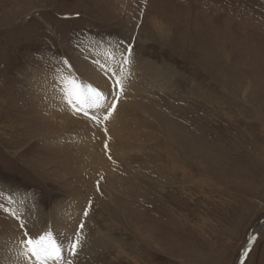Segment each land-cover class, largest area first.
Instances as JSON below:
<instances>
[{"label": "rangeland", "instance_id": "1", "mask_svg": "<svg viewBox=\"0 0 264 264\" xmlns=\"http://www.w3.org/2000/svg\"><path fill=\"white\" fill-rule=\"evenodd\" d=\"M128 45L158 80L116 100L106 73ZM64 60L86 83L101 64L109 84L94 88L131 100L124 157L105 149L104 111L100 125L63 113L88 132L56 134L38 116L45 99L25 70L54 73ZM0 98V204L14 211L6 199L17 192L36 206L17 213L26 229L0 210L4 264L6 243L25 230L60 240L49 223L66 203L76 211L67 234L85 225L72 264H264V0H0ZM82 134L99 144L103 169L73 163L71 175L61 149Z\"/></svg>", "mask_w": 264, "mask_h": 264}, {"label": "bare ground", "instance_id": "2", "mask_svg": "<svg viewBox=\"0 0 264 264\" xmlns=\"http://www.w3.org/2000/svg\"><path fill=\"white\" fill-rule=\"evenodd\" d=\"M131 56H132L131 57L132 64H130V66H131L132 69L131 68L129 69L128 65L126 66L127 73H130V75L128 76V79L125 81L124 91L122 93H119L120 95H122L123 93H126V94H130V93H133V92H134V94L135 93H140L141 91L147 90L150 86H153L158 80V78H156V80H155V77H154L155 74L158 75V73L155 72L154 74H151V69H152V71H155V70H153V67L151 66V64H149V63L146 64V63L141 62V61H136L133 58V55H131ZM108 63L113 65V64L116 63V61L115 62L112 61V62H108ZM132 65H134V66H132ZM167 66H168V64H167ZM170 67H171V65H170ZM169 70H171V69H169ZM65 72H67V71L65 70ZM97 72H99V73H97V74L95 73L94 74V75H96L95 77L93 76L91 78L90 77L86 78L87 82H88L87 84L91 83L92 86L94 85L96 87H98L97 84H103V85H104V83H108L109 84V82L104 80L105 78L102 76V72L103 71L101 70V64H100ZM100 73H101V75H100ZM24 74H25L24 78L26 79L28 85H30V87H31L30 89L36 91L37 95H42V98L45 99V100H41L38 97L36 98L38 100L39 104H40V105H37L38 106L37 107L38 108V116L39 117H47L50 121H53V125H52L53 127L52 128L55 130L56 134H58L60 132L61 133L64 132L63 131L64 129H66V130L69 129L70 130L72 128H79V129H82L83 132H84V130H86L88 132V130L90 128L83 121H81L79 118L76 119V118H71V117L63 115V113L73 115L71 113V111H68V110H63L62 111V110H60V101L57 98V93L53 90V79H54L53 71L50 72V73L49 72L45 73V72H42V71H39V70H36V71L25 70ZM106 74L109 77L108 80L111 82L110 83V87L115 92V94H117L118 89H116V87L114 85V79H115L116 75L123 74L121 72V67L119 69H117V73L116 74L114 72H109V73H106ZM148 76H150V77H148ZM106 87H108V86H106ZM110 87H108V88L110 89ZM131 95H133V94H131ZM104 96L106 97V102L108 103L109 106H111V104L113 102H115V96L114 95H112V97L110 99L108 98L110 95H104ZM128 99L129 98L122 99L120 103H117V104L115 103L116 107L112 111V115L109 117V119L107 121H105L106 122V124H105L106 127L105 128L108 129L107 134H109V135H108L107 139H104V140H106L105 142L107 143V145H111V146H116L117 147L116 149H111V153L114 154V157H119V158L124 157L125 153L129 152L128 150L133 145V142H135V139L132 138V137L135 135L134 132H136V129H133L134 127H131L132 124L129 123V119H128L129 114L128 113L124 114L126 112V110H127V106H130V110L134 111V109L131 106V102H129L131 100H128ZM0 104H1V106H3V102L1 100V98H0ZM99 111H104L105 113H103V114L105 115L107 113L108 109L105 108V109L99 110ZM99 111L98 110H90V114H94L95 112L99 113ZM46 114H47V116H46ZM38 116H36V117H38ZM73 116H80V115H73ZM41 121H42V119H41ZM72 131H74V130H72ZM81 138H82V141H80V143L78 145H75L71 149H68V151L65 150L66 148H62L61 149V153H65V154H63L64 157H63L62 165L64 167H66V165L68 166V169H66V172L71 173V175L72 174L78 175V174H80V171H81L80 170L81 167H79V166L76 167L73 163H80V162H82L83 164L84 163L85 164L88 163L90 165V169L92 170V168H93V170H95V171H96V169L98 171L103 169L101 167L103 165V162L100 159L99 154L96 151H94V149H93L94 147H95V149H98L99 144H97L96 141H93V140H87L86 141L85 134H82ZM89 138H91V137H89ZM70 164H72L73 166H70ZM96 165H98V167ZM91 166H93V167H91ZM83 170H85V169H83ZM95 171H93V172H95ZM93 172L91 171L90 173H93ZM22 196H23L22 194H19L17 192L13 193V194L11 193L10 196L8 195L6 200H7V202L9 200L12 201V203H8V204L14 211H16L18 214H21L22 216H25V217L27 216L28 217V214L31 215L30 214V211H31L30 204H31V202H30V200H25ZM66 204H64V205L62 204L59 208L57 207V212L55 213L56 219H51L52 221H50V223H49V225H51V223L54 222V224H52V230L57 232V234L61 233L60 234V238H59L60 241H63L64 236L68 235L67 234L68 233L67 232V228H66L65 225L67 223L73 222L74 218L76 217L75 208L74 207L72 208V206H66ZM31 205L35 206L33 203ZM37 209H38V207H37ZM62 224H64V225H62ZM43 232H44V229L41 230V228L34 227L33 230H32V234L31 235L34 236L36 234H41ZM14 237L11 240L9 238L8 240H10V241L8 243H6L8 245L9 244H13L11 246V248H5L4 249L2 247V251H3V249L5 250L3 252V256L5 258H8L10 260L9 261L10 263L14 260V257L16 255L15 244L11 243V242H15L18 239H16V236H14ZM8 245H7V247H8ZM4 261L5 260L3 258H0V264H4ZM5 264H7V263H5Z\"/></svg>", "mask_w": 264, "mask_h": 264}, {"label": "snow or ice", "instance_id": "3", "mask_svg": "<svg viewBox=\"0 0 264 264\" xmlns=\"http://www.w3.org/2000/svg\"><path fill=\"white\" fill-rule=\"evenodd\" d=\"M121 44L123 42L121 41ZM133 52V46L128 45L125 49L117 46L116 50L111 53V59L115 60L119 54V63L123 74L116 75L114 85L118 92L116 100L119 99V93L124 91L125 81L130 73H127L126 66L131 63L130 57ZM65 67L68 71L65 72ZM103 67V66H102ZM57 71L53 73V90L57 93V98L60 101V110L71 111L73 115H82L93 121L96 125H100L103 121H107L112 115L116 104L113 102L109 106L106 102V97L103 93L86 82H82L76 77L71 66L66 60L57 65ZM107 108V113L103 116V121L98 115L90 114V110H103ZM106 131V129H105ZM108 148L105 143V149ZM111 159V157H109ZM4 199V194L0 191V200ZM8 203H12L11 200ZM92 208V202L89 201L88 206L84 208L83 215L88 217ZM0 210L9 214L12 219L18 221L20 229H26L24 219L17 214L16 211H10L8 207L0 204ZM85 225L83 221L79 225V229L71 236L65 235L63 241L54 237L51 230H46L41 234L30 235L29 231L25 230L22 236L14 242L16 255L11 264H72V259L78 255V251L83 247L85 237L83 229ZM255 239V237H253Z\"/></svg>", "mask_w": 264, "mask_h": 264}, {"label": "water", "instance_id": "4", "mask_svg": "<svg viewBox=\"0 0 264 264\" xmlns=\"http://www.w3.org/2000/svg\"><path fill=\"white\" fill-rule=\"evenodd\" d=\"M243 259H241V261H242ZM241 263V262H240Z\"/></svg>", "mask_w": 264, "mask_h": 264}]
</instances>
